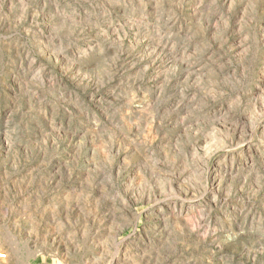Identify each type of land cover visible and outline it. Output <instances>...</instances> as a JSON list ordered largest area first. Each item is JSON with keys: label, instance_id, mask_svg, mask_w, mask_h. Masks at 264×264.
<instances>
[{"label": "rangeland", "instance_id": "1", "mask_svg": "<svg viewBox=\"0 0 264 264\" xmlns=\"http://www.w3.org/2000/svg\"><path fill=\"white\" fill-rule=\"evenodd\" d=\"M0 264H264V0H0Z\"/></svg>", "mask_w": 264, "mask_h": 264}, {"label": "built area", "instance_id": "2", "mask_svg": "<svg viewBox=\"0 0 264 264\" xmlns=\"http://www.w3.org/2000/svg\"><path fill=\"white\" fill-rule=\"evenodd\" d=\"M4 257H6V254L0 251V259H3Z\"/></svg>", "mask_w": 264, "mask_h": 264}]
</instances>
